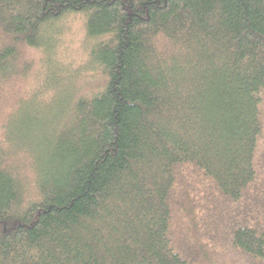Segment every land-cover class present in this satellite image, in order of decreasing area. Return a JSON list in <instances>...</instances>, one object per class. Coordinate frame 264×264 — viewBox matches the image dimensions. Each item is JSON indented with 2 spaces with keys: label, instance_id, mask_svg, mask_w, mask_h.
Returning <instances> with one entry per match:
<instances>
[{
  "label": "trees",
  "instance_id": "obj_1",
  "mask_svg": "<svg viewBox=\"0 0 264 264\" xmlns=\"http://www.w3.org/2000/svg\"><path fill=\"white\" fill-rule=\"evenodd\" d=\"M0 264H264V0H0Z\"/></svg>",
  "mask_w": 264,
  "mask_h": 264
}]
</instances>
